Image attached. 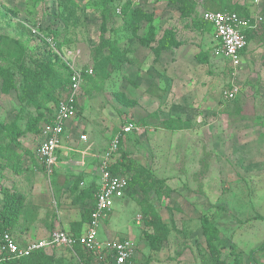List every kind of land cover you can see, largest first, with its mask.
Returning <instances> with one entry per match:
<instances>
[{
  "label": "rangeland",
  "instance_id": "374dc122",
  "mask_svg": "<svg viewBox=\"0 0 264 264\" xmlns=\"http://www.w3.org/2000/svg\"><path fill=\"white\" fill-rule=\"evenodd\" d=\"M72 1L77 10L66 0H0V188L22 193L25 206L18 226L35 234L19 239V244L46 239L56 230L53 224L62 210L86 207L73 200L82 184L87 187L98 173L104 153L116 140L115 157L132 165L125 174L133 185L124 198L114 200L98 229L99 241L131 240L135 264H214L200 229V218L208 217L220 232L214 243L220 264H264V0L254 7L263 21L251 30L235 71L221 57L210 55L216 42L209 30L199 31L183 13L196 8L245 16L250 0ZM126 1L146 14L137 38L121 28L117 11ZM151 32L155 40L142 46L138 39ZM47 40L53 44L50 49ZM167 44L183 46L185 58L196 52L209 55L203 64L191 65L186 59L190 71L183 83L161 90L174 95L163 109L169 120L158 123L151 118L148 125L169 129H146L136 136L135 131L122 134L124 125L99 122L98 113L108 111L114 122L122 111L130 114L122 113L123 123L134 124L132 107L120 108L116 95H133V72L155 67L157 51ZM81 67L91 68L93 76L81 89L78 117L93 125L87 126L90 134L67 139L79 145L70 146L74 152L62 160L63 170L47 178L37 153L35 131L41 119L36 123L34 118L48 113L70 68ZM231 83L238 92L224 102L222 93ZM154 88L152 83L151 92ZM176 102L183 108L179 119ZM105 126L115 134L103 141ZM87 134L93 137L78 139ZM78 159L77 166L84 167L71 174ZM63 171L70 174L63 177ZM66 178L74 185L62 187ZM155 181L163 182L164 191L172 190L168 199L158 201L147 188ZM148 203L170 229L160 252H152L142 234V211ZM43 251L54 255L55 264H77L63 248Z\"/></svg>",
  "mask_w": 264,
  "mask_h": 264
},
{
  "label": "built area",
  "instance_id": "2783aa9c",
  "mask_svg": "<svg viewBox=\"0 0 264 264\" xmlns=\"http://www.w3.org/2000/svg\"><path fill=\"white\" fill-rule=\"evenodd\" d=\"M259 3V0H253L254 5ZM200 16L204 22L211 26L216 41L213 48L214 56L221 57L234 71L240 68L242 53L247 45L245 32L256 28L263 21L262 16L256 15L244 18L236 13L210 11L203 12ZM46 42L49 49L53 47L51 41L47 40ZM92 74L91 68H88L85 72L78 68H70L66 96L54 106L49 123L43 124L40 129V142L37 153L47 178H51L53 175L57 163L56 152L59 149L65 125L76 116V105L84 83V76H92ZM237 92V86L231 83L229 88L222 93L223 101L232 100ZM135 130V125L129 122L123 126L121 131L123 134H129ZM84 139L85 137L82 136L81 140ZM116 153L117 141L114 140L100 162L99 185L94 194V208L81 235L73 237L66 232L56 230L46 239L19 244L10 234H0V262L21 260L46 248L58 247L69 251L78 264H88L77 257L74 247L78 245L82 250L91 253L97 264H128L136 253L135 245L131 240H106L101 242L97 238L98 229L101 223L107 219L114 200L123 198L128 188V182L124 177L114 175L110 171L111 165L116 160Z\"/></svg>",
  "mask_w": 264,
  "mask_h": 264
},
{
  "label": "trees",
  "instance_id": "16d2710c",
  "mask_svg": "<svg viewBox=\"0 0 264 264\" xmlns=\"http://www.w3.org/2000/svg\"><path fill=\"white\" fill-rule=\"evenodd\" d=\"M66 5L69 6L73 10L78 9L77 5L72 0H66ZM208 11H210V10H208ZM198 12H197L196 8H194V9L188 8V12H187L188 14L183 13V15H185V18H190L192 26H194L199 31H202L205 28H207L209 31H211L212 30L211 26L202 20L200 13H198ZM210 12L236 13L240 17H244V16H242L241 13L236 12V11L215 10V11H210ZM119 13L122 16V27H121L122 30L125 33H130L133 37L137 38L139 25L141 22L146 20V14L143 11H141L139 8L133 9L130 6L129 1H126L120 7ZM245 34H246V32H245ZM138 40L142 46H148L150 41L155 40V37H154L153 33L151 32V33H149V35L147 33V35H145L144 37H142ZM176 47L177 46L167 44V46L159 48V51H157V54H159L161 51H167V50H170L171 48H176ZM210 55L214 56L213 51H210ZM208 56H209L208 52H205L203 54L199 53L195 56V59H196L197 63L203 64L204 62H207ZM122 60H124V59H122ZM125 62H127V61H125ZM111 64H112V62H111ZM115 66L116 65H114L112 67H115ZM78 69H81L82 72H85L88 68L81 67ZM69 76H70V70L67 73L66 79L62 83V86L60 87V89L58 91V95L55 98L54 103L52 104V107H50V110L48 111V113H45L44 117H43L42 113H40L38 115V117L34 118V121H36V123L39 119H41L39 128H38V130L35 131V133L37 132L38 135L40 133V129H41L42 125L45 123L46 124L49 123V121L51 120L52 115H53L54 106L59 102V100L65 98L66 89L69 85ZM92 76H93V74H92ZM91 77L85 75L84 81L87 82L89 79H91ZM229 86L226 89H228ZM116 97H117V101L120 105L129 106V107L133 106V102L127 100L122 94L121 95L117 94ZM224 102H227V101H224ZM76 108L78 109V104L76 105ZM76 115H77V113H76ZM168 126L169 125H166V128L169 129ZM1 132L2 131L0 130V134H1ZM115 159H117V158L115 157ZM118 160H119V158L116 161H114V163L111 165L110 171L112 174L124 177L127 180L128 188L124 194V197H125L128 194L131 186L133 185L132 180L129 179L128 176L125 174L127 171H129L132 168V165L130 166V164H127V166H125L123 161H118ZM41 165H42V163H41ZM42 168H43V171L45 172L43 165H42ZM54 172H55V169L53 171V174H54ZM133 177L136 178L135 175H133ZM147 188L153 192L154 196L156 197V199L158 201H160L161 199H168L170 197V195L172 194L171 189H165V191L163 190V182L162 181H155L154 183H150L147 186ZM95 192H96V189H94L92 186L87 187L85 189L80 190L79 193L74 198V200H73L74 203L85 204L84 206H86V207L84 208V210L81 213V218H80L79 222H77L73 225L74 232L72 234H69V235H71L73 237H77V236L81 235L82 227L83 226L86 227L87 223L89 222V218H90L92 209L94 208V194H95ZM144 192L147 193V190L144 189ZM24 206H25V198L22 195V193H19L17 191L10 190V189L0 188V234L8 233L11 235V231L13 229H15L20 222L21 214H22V211L24 209ZM110 214H111V211L108 213L107 219H108ZM142 214H143L142 225L144 227V231H142V234L144 236V240L152 252H160L162 250V248L164 247V245L168 241V237H169V233H170L169 226L162 222V220L160 219V217L158 215V212L155 210L154 206L150 203L146 204V207L143 208ZM105 221H103V223ZM103 223H101V225ZM200 229H201V234L203 237V242H204L206 248L208 249L209 254L213 258V263L214 264H220V260L218 258V255L216 254V249L214 246V243L217 242L219 240V237H220L219 230L217 229L215 224L211 221V219L208 217H201L200 218ZM63 232H65V231H63ZM97 238H98V233H97ZM122 239H126V238H121L118 240H122ZM106 240H104V241H106ZM101 242H103V241H101ZM74 251L76 252V255L79 259L87 262L88 264H97L95 261V257L91 253L82 250L80 248V246H78V245L75 246ZM53 256L54 255H47L42 250V251H38L36 253H33L32 255H30L29 257L24 258V259L3 261V262H0V264H55L56 260ZM135 256H136V253H135ZM135 258L136 257L131 259L128 264H135Z\"/></svg>",
  "mask_w": 264,
  "mask_h": 264
},
{
  "label": "crops",
  "instance_id": "0c3cea01",
  "mask_svg": "<svg viewBox=\"0 0 264 264\" xmlns=\"http://www.w3.org/2000/svg\"><path fill=\"white\" fill-rule=\"evenodd\" d=\"M259 2H260V0H259ZM250 5H249L248 14L245 16L242 15V16H244V18L259 15V13L256 12L258 10L255 11V8H254V7H257L258 5H254L253 0H250ZM117 12H119V11H117ZM199 12L201 15L202 11H199ZM251 30L252 29H249L246 31V38H247L246 48L248 46V40H249V35L251 33ZM209 34H210V37H212L213 40H215L212 30L209 31ZM246 48L244 49L241 58H243L245 51H246ZM184 51H185V49L183 46L171 48L170 50H167V51H161L157 55V60H156L157 62L155 63V67L146 68L145 66H141V68H139V70L135 69V72H133V82H135L136 88L133 90V95H130V96L124 95V96L127 100L133 102V106H130V107H132L131 109H133V118L135 119L134 125L136 127L134 134L136 136L143 135V133H144V131H146V129H152V128H156V127L166 129V125H148V122H149V119H151V118H153V119L155 118L156 122H158V123H163V122L166 123L167 120H169L168 117L164 114V112H166V111L163 112V109L166 106V104L170 101V99H172V98L174 99V95L172 96L170 91H168V90H167L166 94L163 95L161 90L165 89V88H167V89L173 88L172 84H174V83H177V84L183 83L184 79L186 78L187 74H189V71H190L186 68L187 65L189 64V63L187 64L185 62L186 59L189 58L191 65L193 62H196V64H198L196 59H195L197 52L192 54L191 56L189 55L188 58L187 57L185 58L186 53ZM128 79L131 80L130 77H128ZM85 83H86V81H84L83 85ZM152 83L155 84V88H154L155 92H151L150 86ZM83 85H82V87H83ZM120 94H124V92L121 91ZM115 101L117 102V105H119L120 108L122 107V109H124V107L118 103L117 99ZM78 103H79V100H78ZM79 106H80V103L78 104L76 117L74 119H72L71 121H69L65 125L64 132L61 136L59 149L56 152L57 163L55 166V170H57V171H59L61 169L60 165H61L62 160L68 159L73 154L74 149H73V147H70V146H78L79 145L77 143H75V145H74L71 140L67 141V139H70V137L76 133L77 134L82 133V132H84V133L88 132L89 133V127H87V126L93 125V123H88L85 119H83V122L80 120V117H78ZM181 106H182L181 103L176 102L175 112L177 113V115H175V117L178 119L181 116L180 113L183 112V108ZM125 107H129V106H125ZM53 111H54V109H53ZM119 111H121V110H119ZM81 112H82V110H81ZM117 112H118V110L114 109V114H116ZM122 113H124V112L121 111L120 114H118L114 118V122L111 120V118H110L111 114H109L108 111L103 112V114H107V116L103 115L102 113H98L99 119H100L99 122H101L103 125H106V123H108V125H126L127 123H123ZM124 115L129 116L130 114L124 113L123 116ZM103 121H105V123ZM101 131L103 133L101 136V137H103V141H105L107 138H111V136H113L115 134L114 129H110L108 126L103 127ZM121 133H122V131H121ZM39 135H40V133H39ZM82 136L85 137L84 140H87V138L93 137L92 134H91V137L88 134L87 135H81L78 138L80 141H82L81 140ZM65 141H67V144L64 145L63 143ZM39 142H40V136H39ZM88 159H89V154H86L85 161H88ZM78 161H79V159L74 162L75 167H73L71 169L74 171L70 170L71 172H73L71 174H75L76 172L79 173L78 170H82V168L84 167V166H81V167L77 166V165H80V163ZM70 163L72 164L71 161H70ZM61 170H63V169H61ZM66 174H68V173L63 171V173H62L63 177L66 176ZM69 184H71L70 187L74 185V183H72V181H69L67 179V181H63L61 183V186L66 187V186H69ZM86 184H89L87 187L92 186L94 189H96V190L98 189L99 167H98V173L94 174V178L91 181L90 180L87 181ZM87 187L84 183V184H82L81 189H79V190L85 189ZM74 204L79 205L80 203H74ZM82 207H83V205H82ZM83 210H84V207L83 208L74 207V209L68 210V211L62 210V212L58 213L57 222L54 223L53 226L55 227L56 230H62L68 234H72L74 232L73 225L75 223L79 222V220L81 218V213ZM20 228H22L21 225H20V227L17 226L15 229H13L11 231V236L17 242L21 238H31V237H33V235H35V234L31 235L27 231L23 232ZM84 228L85 227L83 226L81 229L82 232H83ZM20 230H21V232H20ZM23 230H24V228H23ZM82 232H81V234H82ZM45 235L46 234L43 233L39 237H43ZM106 238H107V236H106ZM18 243H21V242H18Z\"/></svg>",
  "mask_w": 264,
  "mask_h": 264
}]
</instances>
